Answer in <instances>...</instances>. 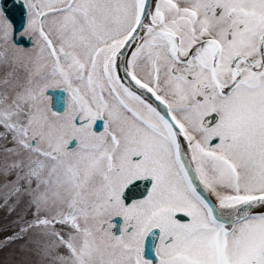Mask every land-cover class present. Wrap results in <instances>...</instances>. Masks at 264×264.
Segmentation results:
<instances>
[{
  "label": "snow or ice",
  "instance_id": "obj_1",
  "mask_svg": "<svg viewBox=\"0 0 264 264\" xmlns=\"http://www.w3.org/2000/svg\"><path fill=\"white\" fill-rule=\"evenodd\" d=\"M0 264H264V0H0Z\"/></svg>",
  "mask_w": 264,
  "mask_h": 264
},
{
  "label": "water",
  "instance_id": "obj_2",
  "mask_svg": "<svg viewBox=\"0 0 264 264\" xmlns=\"http://www.w3.org/2000/svg\"><path fill=\"white\" fill-rule=\"evenodd\" d=\"M17 23H19V16L17 15Z\"/></svg>",
  "mask_w": 264,
  "mask_h": 264
}]
</instances>
